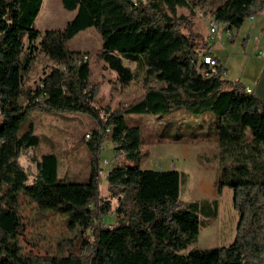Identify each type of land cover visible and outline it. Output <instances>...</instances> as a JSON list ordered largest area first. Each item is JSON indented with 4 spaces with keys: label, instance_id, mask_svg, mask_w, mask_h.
I'll return each mask as SVG.
<instances>
[{
    "label": "trees",
    "instance_id": "16d2710c",
    "mask_svg": "<svg viewBox=\"0 0 264 264\" xmlns=\"http://www.w3.org/2000/svg\"><path fill=\"white\" fill-rule=\"evenodd\" d=\"M41 3L0 0V264H264V100L246 93L240 82L210 76L201 62L211 56L209 47L191 32L187 17L176 15L177 8L205 13L208 0H60L73 18L60 30L43 31L34 28ZM263 12L264 0H219L208 14L237 31ZM87 29L100 39L96 60L114 74L110 92L127 89L140 76L145 91L137 102L113 110L95 106L102 81L90 80L86 54L68 46ZM39 55L46 68L29 85L27 74ZM178 110L214 117V192L219 197L229 189L237 214L225 247L182 253L199 233L202 202L180 200L184 179L178 171L140 167V131L125 118H159ZM32 112L78 113L94 121L98 130L83 140L86 182L60 180L52 154L31 158L33 175L20 166L19 158L38 143L32 128H23ZM107 132L117 161L105 175L108 196L116 202L109 227L100 224L112 208L99 197L97 179ZM21 200L34 206L38 218L56 213L75 220L83 235L79 244L59 246L52 255L25 250L21 237L28 224L19 213Z\"/></svg>",
    "mask_w": 264,
    "mask_h": 264
},
{
    "label": "rangeland",
    "instance_id": "374dc122",
    "mask_svg": "<svg viewBox=\"0 0 264 264\" xmlns=\"http://www.w3.org/2000/svg\"><path fill=\"white\" fill-rule=\"evenodd\" d=\"M143 2L144 0H132ZM189 2L190 0H185ZM209 5L205 13L198 7H193L192 15L184 8H177V16H185L191 23V32L198 34L207 47L222 49L218 41L219 33L214 41L208 37V24L210 16L208 11L219 0H208ZM73 12H66L61 8L60 0H42L40 10L34 21V28L40 31L46 29L60 30L71 19ZM217 26V32H220ZM182 32L186 33L185 29ZM239 32L238 36H241ZM232 38L235 36L231 31ZM242 42V41H241ZM71 50L86 54L90 67V80L102 81L99 95L95 101L97 108L109 110L125 107L137 102L144 94L140 76L134 77L127 89L117 88L110 92V83L114 74L104 69L101 62L95 58L100 46V39L92 29L77 34L68 42ZM140 59V58H139ZM85 60V61H86ZM141 60V59H140ZM40 55L35 60L32 69L27 74L29 85L37 82L42 68ZM133 71L134 65L125 63ZM158 87V84H154ZM129 126L138 127L141 138V152L144 155L140 167L151 170H176L184 179L180 186V200L183 202H202L199 212L200 228L194 243L188 245L182 253L194 249L206 251L216 247L227 246L234 235V225L237 214L231 208V191L223 189L218 197L214 192V181L217 177L216 166V135L214 131V117L210 113L190 115L178 110L159 118L149 115L127 116ZM30 126L38 143L33 150H27L19 158L20 166L30 175L35 173L34 162L31 158L39 160L42 155L52 154L57 159V177L70 183H83L89 174V155L83 140H87L93 130H98L94 121L78 113H30L23 128ZM176 139L179 144L173 143ZM113 147L110 143L109 132L100 146L98 166V194L100 198L110 201L111 213L100 221L102 226L109 227L114 223V208L116 202L110 199L106 191L105 175L117 165L112 159ZM28 180H31L29 176ZM216 207V215L212 216ZM19 213L24 222L28 224L21 246L25 250H33L39 254L52 255L62 245L80 242L81 235L75 220L63 215L51 213L44 218L35 216L34 206L21 200ZM86 235L90 231L85 232Z\"/></svg>",
    "mask_w": 264,
    "mask_h": 264
},
{
    "label": "crops",
    "instance_id": "0c3cea01",
    "mask_svg": "<svg viewBox=\"0 0 264 264\" xmlns=\"http://www.w3.org/2000/svg\"><path fill=\"white\" fill-rule=\"evenodd\" d=\"M73 16L74 14L71 19ZM263 27L264 12L245 19L240 28L234 31L235 36L231 40H226L220 32H217L222 49L209 48L211 57L223 69L220 78L240 82L260 100H264ZM239 32H242L241 36H238Z\"/></svg>",
    "mask_w": 264,
    "mask_h": 264
},
{
    "label": "built area",
    "instance_id": "2783aa9c",
    "mask_svg": "<svg viewBox=\"0 0 264 264\" xmlns=\"http://www.w3.org/2000/svg\"><path fill=\"white\" fill-rule=\"evenodd\" d=\"M217 24L210 19L209 24H208V37L210 41H213L215 39V36L217 35ZM220 34L226 39V40H231V31L225 28V26L220 27ZM83 61L86 60V56H83L82 58ZM201 62L207 67L209 71L210 76H216L220 77V75L223 73L222 67L219 65V63L212 58L209 55H204L201 57ZM246 93H250L248 88H245Z\"/></svg>",
    "mask_w": 264,
    "mask_h": 264
}]
</instances>
